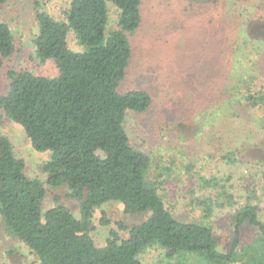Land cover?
Returning a JSON list of instances; mask_svg holds the SVG:
<instances>
[{"label": "trees", "instance_id": "obj_1", "mask_svg": "<svg viewBox=\"0 0 264 264\" xmlns=\"http://www.w3.org/2000/svg\"><path fill=\"white\" fill-rule=\"evenodd\" d=\"M5 1L0 0V6ZM34 2L36 57L52 59L59 73L45 76L28 70L9 71V87L0 94V109L22 126L34 148L50 150L44 165L47 182L65 186L67 195L80 201L81 217L60 203L42 213L44 183L25 174L23 159L16 155L8 137L0 134V220L5 230L34 252L38 264H144L139 255L152 246L160 247L166 259L191 255L204 264H264L263 247L245 260V250L239 249L246 226L256 229L257 241L264 245V214L259 203L247 202L233 214L235 237L230 251L221 252L211 226L177 218L147 179L150 157L131 144L126 116L127 110H148L152 95L144 89H118L132 53L129 36L142 22L141 0H69L61 19L44 10L41 0ZM108 3L117 7L118 19L117 28L106 32ZM244 26L235 32L231 44V53L237 55L233 72H238L242 66L238 63L247 58V48L253 46L259 54L264 48V41L249 36ZM70 31L81 50L69 47ZM14 48L10 27L0 19V66ZM257 78L240 80L247 88L236 96L227 87L221 91L218 119L227 122L237 116L245 99L253 104L264 100L263 91L245 95L254 91L252 82ZM230 88L239 89V85ZM236 136L229 128L217 139L233 140ZM238 148L222 157L232 162L249 156L245 147ZM198 180L210 187L215 179L201 175ZM222 194L226 201L221 205L231 204L233 195ZM55 199L59 201V197ZM112 202L121 203L125 214L147 216L131 226L115 221L125 236L111 229L105 244L98 246L90 235L92 218L97 209ZM213 207L204 204L207 214ZM100 223H110L104 209H100Z\"/></svg>", "mask_w": 264, "mask_h": 264}, {"label": "rangeland", "instance_id": "obj_2", "mask_svg": "<svg viewBox=\"0 0 264 264\" xmlns=\"http://www.w3.org/2000/svg\"><path fill=\"white\" fill-rule=\"evenodd\" d=\"M41 2L44 10L61 19L69 0ZM35 11L34 0H6L0 6V19L10 27L15 44L12 55L3 59L0 66V94L8 90L11 70L45 76L59 73L52 59L41 61L36 57ZM141 15L140 27L129 36L132 53L118 89L147 90L152 103L142 113L127 110L130 142L149 155L147 179L158 188L173 214L211 226L218 250L229 252L235 237L233 214L247 202L259 203L264 214V100L256 104L243 100L237 109L239 114L227 122L218 119V112L222 108V90L227 87L234 96L246 91L240 80L249 82L252 76L258 77L252 82L254 93L246 92V96L264 92L263 46L260 54L253 46L247 48V58L238 63V67L242 65L238 72H233L237 55L231 53L235 32L245 21L248 35L264 41V0H141ZM117 19V7L108 3L106 32L117 28ZM69 33V47L81 50L73 32ZM231 84L239 85V89L230 88ZM229 128L236 131V138L219 141ZM0 134L8 137L16 155L23 159L25 174L44 183L42 213L60 203L80 218V201L69 197L65 186L55 187L47 182L44 165L50 150L34 148L22 126L1 109ZM238 147H245L249 156L232 162L222 157ZM201 175L215 179L210 187L200 184ZM224 191L233 195L229 205H221L226 201ZM203 203L214 205L209 214ZM100 209L107 212L109 224L100 223ZM100 209L95 211L90 228L98 246L105 244L111 229L125 236L115 221L122 220L131 226L147 216L125 214L119 202L107 203ZM257 240L256 229H242V259L264 248ZM139 258L144 264H204L191 255L166 259L157 246L147 247ZM0 264H38L34 252L7 232L1 220Z\"/></svg>", "mask_w": 264, "mask_h": 264}]
</instances>
